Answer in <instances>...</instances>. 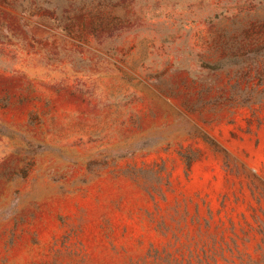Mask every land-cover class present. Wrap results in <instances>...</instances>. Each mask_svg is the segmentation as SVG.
I'll return each instance as SVG.
<instances>
[{
	"label": "rangeland",
	"instance_id": "374dc122",
	"mask_svg": "<svg viewBox=\"0 0 264 264\" xmlns=\"http://www.w3.org/2000/svg\"><path fill=\"white\" fill-rule=\"evenodd\" d=\"M73 2L0 0V264H264V0Z\"/></svg>",
	"mask_w": 264,
	"mask_h": 264
},
{
	"label": "trees",
	"instance_id": "16d2710c",
	"mask_svg": "<svg viewBox=\"0 0 264 264\" xmlns=\"http://www.w3.org/2000/svg\"><path fill=\"white\" fill-rule=\"evenodd\" d=\"M116 0H74L71 6L68 9L59 8L60 13L64 14L71 20L82 19L85 15H88L92 18V24L94 29H97L101 26L103 20V13L109 7H114ZM221 37H225L226 41L223 44L224 48H230L231 42L226 32H223ZM242 55L230 54L226 58L227 62H238L239 59H242ZM233 60V61H230Z\"/></svg>",
	"mask_w": 264,
	"mask_h": 264
}]
</instances>
